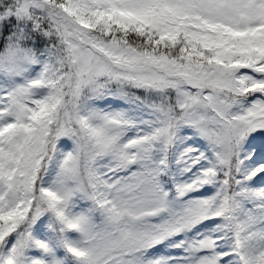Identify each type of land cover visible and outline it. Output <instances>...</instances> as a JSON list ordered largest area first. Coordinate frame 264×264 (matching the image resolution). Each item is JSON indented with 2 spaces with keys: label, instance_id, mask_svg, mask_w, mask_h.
<instances>
[{
  "label": "snow or ice",
  "instance_id": "obj_1",
  "mask_svg": "<svg viewBox=\"0 0 264 264\" xmlns=\"http://www.w3.org/2000/svg\"><path fill=\"white\" fill-rule=\"evenodd\" d=\"M0 264H264V0H0Z\"/></svg>",
  "mask_w": 264,
  "mask_h": 264
}]
</instances>
